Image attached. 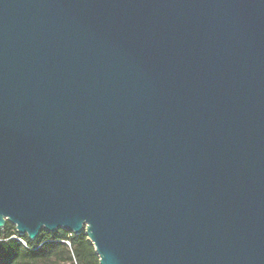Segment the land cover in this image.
Instances as JSON below:
<instances>
[{
	"label": "water",
	"instance_id": "water-1",
	"mask_svg": "<svg viewBox=\"0 0 264 264\" xmlns=\"http://www.w3.org/2000/svg\"><path fill=\"white\" fill-rule=\"evenodd\" d=\"M100 264H264V0H0V229Z\"/></svg>",
	"mask_w": 264,
	"mask_h": 264
},
{
	"label": "trees",
	"instance_id": "trees-1",
	"mask_svg": "<svg viewBox=\"0 0 264 264\" xmlns=\"http://www.w3.org/2000/svg\"><path fill=\"white\" fill-rule=\"evenodd\" d=\"M0 264H100V257L84 232L43 231L32 240L9 222L0 229Z\"/></svg>",
	"mask_w": 264,
	"mask_h": 264
}]
</instances>
